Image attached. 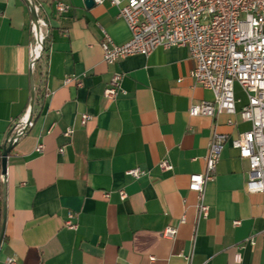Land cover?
Listing matches in <instances>:
<instances>
[{"label":"crops","instance_id":"0c3cea01","mask_svg":"<svg viewBox=\"0 0 264 264\" xmlns=\"http://www.w3.org/2000/svg\"><path fill=\"white\" fill-rule=\"evenodd\" d=\"M31 1L46 22L34 73L28 4L0 0V155L34 85L32 124L8 154L5 190L0 175V264H234L237 252L241 264H264V193L245 191L248 163L231 146L249 123L188 115L191 104L213 95L191 79L187 49L157 48L107 64L103 33L117 45L130 39L116 6ZM58 2L67 12L58 14ZM113 74L122 78L108 99ZM234 96L238 112L246 104L238 85ZM82 115L90 117L86 125ZM212 131L227 140L204 189L208 215L198 219L189 177L204 170ZM163 160L171 171H160ZM135 168L145 174H127ZM69 213L75 231L64 226ZM167 227L176 228L173 239L162 235Z\"/></svg>","mask_w":264,"mask_h":264},{"label":"built area","instance_id":"2783aa9c","mask_svg":"<svg viewBox=\"0 0 264 264\" xmlns=\"http://www.w3.org/2000/svg\"><path fill=\"white\" fill-rule=\"evenodd\" d=\"M104 0H92L99 5ZM118 8V16L125 22L130 39L124 44H114L105 33L100 43L102 59L113 64L129 56L148 57L157 48L170 49L183 47L195 61L190 77L195 86L208 90L213 95L210 102L191 104L190 117L205 116L215 118L226 114L237 116L240 121L249 123V129L231 141L233 149L248 163L244 188L247 193H264V0H108ZM58 14L67 12L68 6L58 2ZM37 7L35 11L37 13ZM38 15V13H37ZM37 29L31 24L33 43L30 49V70H36L44 51L42 29L46 22L38 19ZM122 76L113 74L104 96L113 99L120 87ZM66 79L65 82H68ZM234 85H238L246 97V104L237 112L235 108ZM29 110L23 115L15 135L23 134L32 123L28 121ZM90 120L82 115L81 125ZM228 125L233 121L228 119ZM70 131L64 133L69 136ZM227 136L212 131L207 153L204 157V170L189 177L188 190L196 194L197 218H206L208 206L204 201L206 184L214 181L216 167ZM37 152L42 151L38 145ZM60 153L63 149L59 150ZM161 172H169L172 166L168 161L159 163ZM138 179L145 174L139 168L127 172ZM120 198L126 197L121 191ZM108 197L107 193L103 194ZM74 215L69 213L65 228L75 231L77 224ZM180 224L185 222L184 217ZM239 222L235 221L234 225ZM162 235L173 239L176 228L167 227ZM234 264H241L240 252L234 255ZM7 264H15L13 258Z\"/></svg>","mask_w":264,"mask_h":264},{"label":"water","instance_id":"95a60500","mask_svg":"<svg viewBox=\"0 0 264 264\" xmlns=\"http://www.w3.org/2000/svg\"><path fill=\"white\" fill-rule=\"evenodd\" d=\"M26 3L28 4L29 10H30V14H31V19H32V24H34V26L37 29V22H38V15L35 11V5L31 0H25ZM85 5L86 7H92L94 6L92 0H85ZM33 102H34V85H33V80H32V93H31V101H30V108H29V115H28V121L27 124L25 125V127H28L29 123H32V115H33ZM27 130L24 129L23 134L26 132ZM11 135V132L7 135L6 137V141H5V145L2 147V151H1V155H0V175L2 177L3 180V189L5 190V180H6V171H7V157L9 152L12 150L14 144L16 143V141L23 135ZM4 221H5V209H4V215H3V221H2V228H1V232H0V243H1V239L3 236V228H4Z\"/></svg>","mask_w":264,"mask_h":264}]
</instances>
